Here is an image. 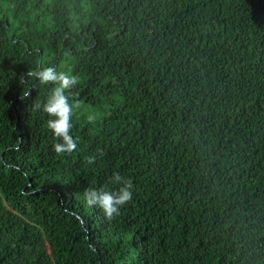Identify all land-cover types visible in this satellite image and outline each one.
I'll list each match as a JSON object with an SVG mask.
<instances>
[{
  "label": "trees",
  "instance_id": "trees-1",
  "mask_svg": "<svg viewBox=\"0 0 264 264\" xmlns=\"http://www.w3.org/2000/svg\"><path fill=\"white\" fill-rule=\"evenodd\" d=\"M40 66L79 79L70 154ZM0 264H264V0H0Z\"/></svg>",
  "mask_w": 264,
  "mask_h": 264
},
{
  "label": "clouds",
  "instance_id": "clouds-1",
  "mask_svg": "<svg viewBox=\"0 0 264 264\" xmlns=\"http://www.w3.org/2000/svg\"><path fill=\"white\" fill-rule=\"evenodd\" d=\"M24 75L28 80L53 86L44 102L33 101V110L41 111L47 115V127L59 141L53 145L54 151L57 154L74 152L78 143L71 135L72 118L80 104L78 101L70 102L68 93L79 83L78 77L58 71L52 66H40L37 69L28 70ZM29 96V89L22 91L21 99H26ZM94 119L95 117H89L90 121ZM110 183L116 187L114 189L108 187L89 188L85 190L84 194L87 205L99 208L108 220L118 216L121 208L132 200L134 187L130 178L126 179L118 172L113 173Z\"/></svg>",
  "mask_w": 264,
  "mask_h": 264
},
{
  "label": "bare ground",
  "instance_id": "bare-ground-1",
  "mask_svg": "<svg viewBox=\"0 0 264 264\" xmlns=\"http://www.w3.org/2000/svg\"><path fill=\"white\" fill-rule=\"evenodd\" d=\"M38 229V228H37ZM15 240V239H14ZM9 246V245H8Z\"/></svg>",
  "mask_w": 264,
  "mask_h": 264
}]
</instances>
